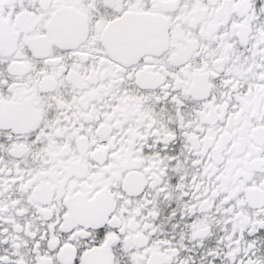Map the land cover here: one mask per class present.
Masks as SVG:
<instances>
[{
	"label": "snow or ice",
	"instance_id": "obj_1",
	"mask_svg": "<svg viewBox=\"0 0 264 264\" xmlns=\"http://www.w3.org/2000/svg\"><path fill=\"white\" fill-rule=\"evenodd\" d=\"M0 264H264V0H0Z\"/></svg>",
	"mask_w": 264,
	"mask_h": 264
}]
</instances>
